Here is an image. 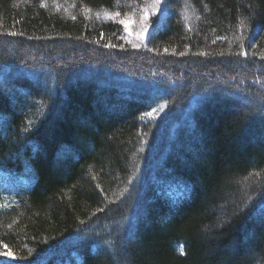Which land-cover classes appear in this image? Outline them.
I'll list each match as a JSON object with an SVG mask.
<instances>
[{
	"label": "trees",
	"instance_id": "obj_1",
	"mask_svg": "<svg viewBox=\"0 0 264 264\" xmlns=\"http://www.w3.org/2000/svg\"><path fill=\"white\" fill-rule=\"evenodd\" d=\"M0 264H264V0H0Z\"/></svg>",
	"mask_w": 264,
	"mask_h": 264
},
{
	"label": "rangeland",
	"instance_id": "obj_2",
	"mask_svg": "<svg viewBox=\"0 0 264 264\" xmlns=\"http://www.w3.org/2000/svg\"><path fill=\"white\" fill-rule=\"evenodd\" d=\"M96 19H98L99 21H103V22H110V23H120V20H128L130 23H129V26L132 25L133 21L130 20V19H127V18H124L122 16H116L115 13H103V12H100L98 11L96 13Z\"/></svg>",
	"mask_w": 264,
	"mask_h": 264
},
{
	"label": "snow or ice",
	"instance_id": "obj_3",
	"mask_svg": "<svg viewBox=\"0 0 264 264\" xmlns=\"http://www.w3.org/2000/svg\"><path fill=\"white\" fill-rule=\"evenodd\" d=\"M162 2V0H155V5H159ZM116 16H119V12L116 13ZM148 19V9H144V16H143V20H147ZM120 23L123 24L125 26V29L127 30L129 27V21L128 20H120ZM147 28H144V31H146ZM15 33H13L14 35ZM143 33H140V35H142ZM149 115H151V113H149Z\"/></svg>",
	"mask_w": 264,
	"mask_h": 264
}]
</instances>
